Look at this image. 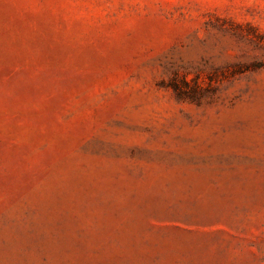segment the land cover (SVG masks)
I'll return each instance as SVG.
<instances>
[{"label":"rangeland","instance_id":"rangeland-1","mask_svg":"<svg viewBox=\"0 0 264 264\" xmlns=\"http://www.w3.org/2000/svg\"><path fill=\"white\" fill-rule=\"evenodd\" d=\"M0 264H264V0H0Z\"/></svg>","mask_w":264,"mask_h":264}]
</instances>
